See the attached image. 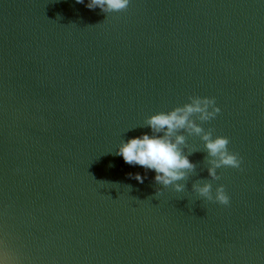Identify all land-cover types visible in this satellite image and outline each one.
Here are the masks:
<instances>
[{
  "label": "water",
  "instance_id": "1",
  "mask_svg": "<svg viewBox=\"0 0 264 264\" xmlns=\"http://www.w3.org/2000/svg\"><path fill=\"white\" fill-rule=\"evenodd\" d=\"M0 0V242L10 264H264V0ZM214 98L239 169L185 191L115 155L145 120ZM193 119H196L193 116ZM197 123L200 121L197 120ZM223 185L230 204L192 191ZM203 182V181H202ZM161 192L157 195V190Z\"/></svg>",
  "mask_w": 264,
  "mask_h": 264
},
{
  "label": "clouds",
  "instance_id": "2",
  "mask_svg": "<svg viewBox=\"0 0 264 264\" xmlns=\"http://www.w3.org/2000/svg\"><path fill=\"white\" fill-rule=\"evenodd\" d=\"M76 3L84 4L85 0H76ZM130 0H88L86 7L89 10L99 8L104 13H112L124 10ZM189 102L183 106L175 107L167 112H158L149 116L140 127H147L150 133L145 132L140 136L132 137L126 142L122 141L115 155L123 158V161L131 166H140L145 169V175L140 173L129 174V178L143 183L148 171L155 173L154 181L163 188L172 187L175 192L185 191L189 173H193L196 165L189 159L192 149L185 154L187 139L185 133L197 136L203 142V151L206 153L205 161L209 177L219 179L217 169L231 167L239 169L241 158L237 153L229 150V139L225 136H214L213 130H205L204 122L216 118L221 109L214 98L190 96ZM193 116L196 119H193ZM197 120L200 123H197ZM203 181V182H202ZM192 191L207 201L227 206L230 197L223 185L216 187L213 192L211 183L204 180L195 182ZM161 192L157 190V195ZM0 264H10L0 242Z\"/></svg>",
  "mask_w": 264,
  "mask_h": 264
}]
</instances>
